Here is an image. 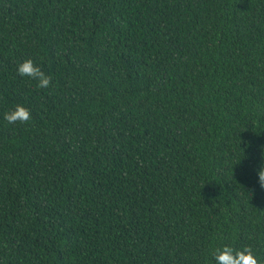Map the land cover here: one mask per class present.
<instances>
[{
	"label": "trees",
	"instance_id": "16d2710c",
	"mask_svg": "<svg viewBox=\"0 0 264 264\" xmlns=\"http://www.w3.org/2000/svg\"><path fill=\"white\" fill-rule=\"evenodd\" d=\"M262 165L264 0H0V264H264Z\"/></svg>",
	"mask_w": 264,
	"mask_h": 264
},
{
	"label": "clouds",
	"instance_id": "9594fccd",
	"mask_svg": "<svg viewBox=\"0 0 264 264\" xmlns=\"http://www.w3.org/2000/svg\"><path fill=\"white\" fill-rule=\"evenodd\" d=\"M17 73L37 81V87L41 89L48 88L52 84V76L46 74L31 58L25 59L18 65ZM4 118L10 124L27 123L32 119V114L23 104H17L14 109L5 113ZM258 179L260 186L264 188V165L258 170ZM212 257L216 264H262L250 245L236 249L226 244L215 248Z\"/></svg>",
	"mask_w": 264,
	"mask_h": 264
}]
</instances>
